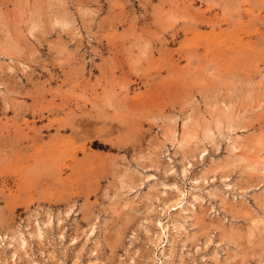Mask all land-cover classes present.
I'll list each match as a JSON object with an SVG mask.
<instances>
[{
    "label": "rangeland",
    "instance_id": "rangeland-1",
    "mask_svg": "<svg viewBox=\"0 0 264 264\" xmlns=\"http://www.w3.org/2000/svg\"><path fill=\"white\" fill-rule=\"evenodd\" d=\"M0 264H264V0H0Z\"/></svg>",
    "mask_w": 264,
    "mask_h": 264
}]
</instances>
